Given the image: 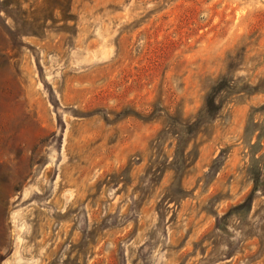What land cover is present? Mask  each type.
I'll list each match as a JSON object with an SVG mask.
<instances>
[{
    "label": "rangeland",
    "instance_id": "rangeland-1",
    "mask_svg": "<svg viewBox=\"0 0 264 264\" xmlns=\"http://www.w3.org/2000/svg\"><path fill=\"white\" fill-rule=\"evenodd\" d=\"M48 1L0 0V264H264V0Z\"/></svg>",
    "mask_w": 264,
    "mask_h": 264
},
{
    "label": "trees",
    "instance_id": "trees-1",
    "mask_svg": "<svg viewBox=\"0 0 264 264\" xmlns=\"http://www.w3.org/2000/svg\"><path fill=\"white\" fill-rule=\"evenodd\" d=\"M67 1L68 0H60V1L58 0L57 2L54 3L53 7L51 8V15L50 14L49 15H41L42 17H39L37 19L32 17V18H30V20H28L27 23L31 26H34L35 24H37V28H38V26H39V28H42V29L48 28V26L46 25V22L48 20L52 21V19L50 17V16H52V12L57 9L60 11V14H62L64 9H65ZM44 3L49 4V1L45 0ZM31 32H35V31H33V29H31ZM212 108L213 109L216 108V105L214 104V102L211 100L206 101V104H204V112L207 114H210V112H212V110H213ZM176 143H177V140H176ZM183 157H184L183 153L177 152L176 149L172 152V163L174 164L175 170H178L182 167L183 162H184Z\"/></svg>",
    "mask_w": 264,
    "mask_h": 264
}]
</instances>
